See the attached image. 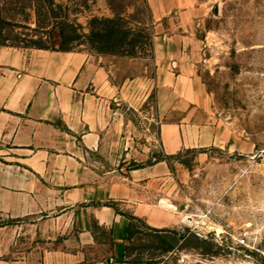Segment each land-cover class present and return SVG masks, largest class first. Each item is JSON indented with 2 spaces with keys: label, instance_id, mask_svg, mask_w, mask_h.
Wrapping results in <instances>:
<instances>
[{
  "label": "crops",
  "instance_id": "obj_1",
  "mask_svg": "<svg viewBox=\"0 0 264 264\" xmlns=\"http://www.w3.org/2000/svg\"><path fill=\"white\" fill-rule=\"evenodd\" d=\"M203 2L147 0L158 115L171 114L158 133L168 157L221 141L204 85L178 57L194 41L181 28ZM119 58L0 45V264H148L128 257L134 225L162 232L175 223L163 203L182 165L124 167L150 148L116 108L129 90Z\"/></svg>",
  "mask_w": 264,
  "mask_h": 264
},
{
  "label": "rangeland",
  "instance_id": "obj_2",
  "mask_svg": "<svg viewBox=\"0 0 264 264\" xmlns=\"http://www.w3.org/2000/svg\"><path fill=\"white\" fill-rule=\"evenodd\" d=\"M44 1L48 9L42 8ZM203 1V9L181 28L197 44L183 43L178 57L192 65L204 85L210 124L220 126L221 141L184 147L167 158L182 165L163 203L175 223L158 232L137 221L127 250L130 259L148 264H230L244 255L264 259V0ZM0 5L5 15L21 22L9 42L42 38L58 47L61 22L87 34L93 17L121 16L140 33L136 56L115 54L129 88L116 108L133 121L137 141L146 143L150 153L130 158L124 167L134 169L165 156L158 133L171 114L158 115L162 80L147 0H0ZM64 34L70 39L75 32L66 26ZM83 38L82 44L69 46L94 51ZM238 237H245L247 245H237Z\"/></svg>",
  "mask_w": 264,
  "mask_h": 264
},
{
  "label": "trees",
  "instance_id": "obj_3",
  "mask_svg": "<svg viewBox=\"0 0 264 264\" xmlns=\"http://www.w3.org/2000/svg\"><path fill=\"white\" fill-rule=\"evenodd\" d=\"M45 5L42 6L43 9H48V4L44 1ZM31 7V5H30ZM15 8H12V10ZM52 11V10H48ZM36 15H38L37 10L35 9ZM52 15V13H51ZM58 14H54L53 17H58ZM14 17V14H13ZM21 25V22L16 20V18L7 16L4 14V6L0 5V45L1 46H15V47H31V48H44V49H57V50H72L69 46L71 42H77L82 44V37L84 42H86L91 49L98 53H111V54H121L128 56H136V48L141 43L140 33H136L132 27H129L125 24L121 16L114 17H93L90 21V31L87 34H78L75 30L74 24L67 22H61V40L59 46H50L42 38L33 39L29 38L24 40L25 42L16 43L9 42L11 37L9 34L13 32L15 27ZM70 26L72 31L75 32L74 36L70 39L65 37V28ZM31 30L36 28H31L26 26ZM15 38H13L14 40ZM17 39V38H16ZM168 156L161 157L160 159H167ZM144 165V164H143ZM142 165H138L140 167Z\"/></svg>",
  "mask_w": 264,
  "mask_h": 264
},
{
  "label": "built area",
  "instance_id": "obj_4",
  "mask_svg": "<svg viewBox=\"0 0 264 264\" xmlns=\"http://www.w3.org/2000/svg\"><path fill=\"white\" fill-rule=\"evenodd\" d=\"M116 113L117 112H114V114ZM236 244L237 245H247L246 238L245 237L236 238ZM230 264H264V259L259 261L250 255H244L241 258L234 259L233 261L230 262Z\"/></svg>",
  "mask_w": 264,
  "mask_h": 264
}]
</instances>
